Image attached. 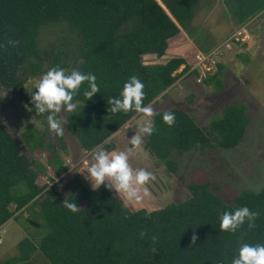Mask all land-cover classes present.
<instances>
[{
    "label": "trees",
    "instance_id": "1",
    "mask_svg": "<svg viewBox=\"0 0 264 264\" xmlns=\"http://www.w3.org/2000/svg\"><path fill=\"white\" fill-rule=\"evenodd\" d=\"M199 1L0 0V86L14 88L27 66L38 73L44 54L37 43L40 28L66 22L80 40L78 66L72 70L94 74L100 92L87 100L83 95L88 89L85 82L73 100L79 101L78 108L68 115L65 126L84 151H92L138 114L108 111V99L121 98L130 77L136 76L144 84V105L148 106L163 96L179 75L190 71L183 58L145 65L142 57L164 56L168 40L181 30L195 43L192 21ZM223 3L240 27L264 14V0ZM9 41L18 43L14 46ZM62 58L54 57L50 68L67 70L68 66L60 62ZM191 73L199 75L195 70ZM219 75L217 72L204 82L215 79L219 91ZM247 109L243 103L224 105L221 118L211 120L205 128L180 109L158 112L152 118L154 133L145 135L144 150L169 173H176L178 160L194 149L203 154L212 148H236L250 122ZM165 112L175 115L174 126L164 122ZM49 162L57 176L65 171L57 152ZM43 171L40 163L22 153L0 121V228L23 212L32 215L35 209L47 228L37 245L23 239L17 245L18 255L0 264H29L35 251L49 264H232L243 244L264 245V188L258 192L243 190L227 204L207 181L195 180L188 184V197L180 203L154 211L132 210L124 208L114 189L101 186L94 191L78 179L69 194L60 196L55 185L38 184ZM65 199L77 203L80 210L73 213L67 209L62 203ZM241 207L259 212L256 227L250 229L246 222L235 234L221 231L222 214ZM141 232L145 233L143 238ZM194 233L199 239L192 245Z\"/></svg>",
    "mask_w": 264,
    "mask_h": 264
},
{
    "label": "rangeland",
    "instance_id": "2",
    "mask_svg": "<svg viewBox=\"0 0 264 264\" xmlns=\"http://www.w3.org/2000/svg\"><path fill=\"white\" fill-rule=\"evenodd\" d=\"M192 30L191 38L195 39V43L187 36L188 40L185 34H179L168 41L165 57L155 58L153 54L142 57L145 65L164 64L171 58H183L191 68L188 73L179 75L166 93L149 105L155 113L180 109L190 114L199 127L205 128L211 120L221 118L220 111L224 105L243 103L247 105L250 122L236 148H212L203 154L194 149L178 160L176 173H169L144 150V136L142 148L130 157V164L134 169L143 168L153 173L156 180L148 185L151 197L145 198L142 204L129 206L132 210L154 211L180 203L188 197V184L195 180L207 181L211 190L227 204L232 203L233 198L243 190L258 192L264 188V14L240 27L227 13L223 0H200L195 9ZM37 43L41 53H44L38 64L40 71L34 73L27 66L14 88L6 90L0 86V121L20 145L22 153L44 167L38 178L39 185H55L60 196L72 191L76 179L92 189L91 182L85 180L87 170L83 173L79 171L94 162L92 153L98 147L84 151L68 132L65 123V135L55 136L49 130L47 114H36L31 102L37 83L53 66L54 57L63 56L60 62L68 66L66 71L78 66L80 40L66 22L59 21L42 26ZM193 44L205 53L202 56L195 53ZM192 70L199 75L192 74ZM217 72L220 73L217 78L222 87L219 91L215 79L204 82ZM69 114L62 111L57 118L66 120ZM146 119L142 114H136L110 137L109 143L102 144L104 149L109 153L130 149V139ZM54 151L65 165V171L59 176L49 162ZM46 231V224L37 215V209L32 215L23 212L16 220H9L0 228V262L17 256V245L25 238L37 245ZM29 264L49 263L39 251H35Z\"/></svg>",
    "mask_w": 264,
    "mask_h": 264
},
{
    "label": "clouds",
    "instance_id": "3",
    "mask_svg": "<svg viewBox=\"0 0 264 264\" xmlns=\"http://www.w3.org/2000/svg\"><path fill=\"white\" fill-rule=\"evenodd\" d=\"M8 43L15 46L18 42L9 41ZM3 46L6 47V45ZM85 82L88 84V89L84 91L83 95L87 100H92L100 92L97 78L92 73L84 74L77 69L66 73L63 68L52 67L37 83V91L32 93L31 102L35 106L36 114H47L49 130L55 136L63 137L65 135L63 125L66 121L63 117L58 119L57 116L62 111L73 113L77 110L79 101L74 103L73 100ZM145 96L144 84L138 77L132 76L124 84L121 98L108 99L110 113L135 112L148 119L136 129V134L130 139L132 145L130 149L109 153L103 145H100L92 153L94 162L79 171L83 173L84 170H87L88 175L85 176V180L91 182L94 191L101 186H105L109 190L114 189L121 197L126 209L129 206L142 204L145 198H150L151 192L148 185L156 180L153 173L143 168L134 169L130 164V157L136 155L137 150L142 148L143 137L151 136L155 131L151 118L156 113L151 105H144ZM163 120L169 127H172L175 124V115L165 112ZM110 140L111 138L104 143L107 144ZM62 203L73 213L80 210L79 205L75 202L65 199ZM258 216L259 212H253L248 207L238 208L234 213L224 212L221 216L220 230L235 234L246 222L250 229L255 228V220ZM144 235L145 233H140L141 238ZM155 239L153 237V240ZM198 239L199 237L194 233L191 237L192 245H195ZM152 251L155 253L157 249L153 248ZM232 264H264V245L243 244L239 248L238 257L233 258Z\"/></svg>",
    "mask_w": 264,
    "mask_h": 264
},
{
    "label": "crops",
    "instance_id": "4",
    "mask_svg": "<svg viewBox=\"0 0 264 264\" xmlns=\"http://www.w3.org/2000/svg\"><path fill=\"white\" fill-rule=\"evenodd\" d=\"M179 34H185L186 35V33H184L182 30L180 31V33ZM178 34V35H179ZM178 35H176V36H178ZM175 36V37H176ZM186 37H187V35H186ZM174 38V37H173ZM172 39V38H171ZM187 39H188V37H187ZM170 40V39H169ZM168 40V41H169ZM189 40V39H188ZM190 45H192V44H190ZM194 45V44H193ZM193 47V49L195 50V53H197L198 55H200V56H202L203 55V53L204 52H202V51H200L195 45L194 46H192ZM192 49V48H191ZM148 55H152V54H148ZM152 56H154L155 58H157L155 55H152ZM163 57H165V56H162L161 58H163ZM82 179V178H81ZM86 186V185H85ZM87 187V186H86Z\"/></svg>",
    "mask_w": 264,
    "mask_h": 264
},
{
    "label": "built area",
    "instance_id": "5",
    "mask_svg": "<svg viewBox=\"0 0 264 264\" xmlns=\"http://www.w3.org/2000/svg\"><path fill=\"white\" fill-rule=\"evenodd\" d=\"M197 59H200V56H197ZM204 58L201 59V61L203 60Z\"/></svg>",
    "mask_w": 264,
    "mask_h": 264
},
{
    "label": "water",
    "instance_id": "6",
    "mask_svg": "<svg viewBox=\"0 0 264 264\" xmlns=\"http://www.w3.org/2000/svg\"><path fill=\"white\" fill-rule=\"evenodd\" d=\"M158 3L160 4V2L158 1ZM161 5V4H160ZM162 6V5H161ZM163 7V6H162ZM163 9L165 10V8L163 7ZM166 11V10H165ZM167 12V11H166Z\"/></svg>",
    "mask_w": 264,
    "mask_h": 264
}]
</instances>
